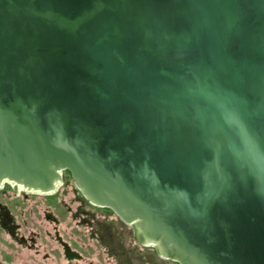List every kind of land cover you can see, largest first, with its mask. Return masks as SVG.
<instances>
[{
  "label": "water",
  "instance_id": "water-1",
  "mask_svg": "<svg viewBox=\"0 0 264 264\" xmlns=\"http://www.w3.org/2000/svg\"><path fill=\"white\" fill-rule=\"evenodd\" d=\"M84 198L177 264H264V0H0V186Z\"/></svg>",
  "mask_w": 264,
  "mask_h": 264
},
{
  "label": "rangeland",
  "instance_id": "rangeland-1",
  "mask_svg": "<svg viewBox=\"0 0 264 264\" xmlns=\"http://www.w3.org/2000/svg\"><path fill=\"white\" fill-rule=\"evenodd\" d=\"M81 195L66 171L53 196L2 187L0 264H177L139 245L129 225Z\"/></svg>",
  "mask_w": 264,
  "mask_h": 264
},
{
  "label": "flooded vegetation",
  "instance_id": "flooded-vegetation-1",
  "mask_svg": "<svg viewBox=\"0 0 264 264\" xmlns=\"http://www.w3.org/2000/svg\"><path fill=\"white\" fill-rule=\"evenodd\" d=\"M5 185H10V184H3V186L2 187H4ZM1 187V188H2ZM0 188V189H1ZM58 190H56L54 193H52V194H47V195H43V196H53V195H55L56 194V192H57ZM17 193H19V195H21L22 194V192H17ZM33 195H37V194H33ZM39 196H41V195H39ZM81 197L83 198V203H87L89 206H91L92 208H96V209H102V210H105V211H107V212H109V213H113L111 210H109V209H107V208H102V207H97V206H94V205H92V204H90L85 198H84V196H82L81 195ZM115 216V215H114ZM115 218H116V221H118L121 225H122V221L117 217V216H115ZM139 244V243H138ZM139 245H141V244H139Z\"/></svg>",
  "mask_w": 264,
  "mask_h": 264
},
{
  "label": "bare ground",
  "instance_id": "bare-ground-1",
  "mask_svg": "<svg viewBox=\"0 0 264 264\" xmlns=\"http://www.w3.org/2000/svg\"><path fill=\"white\" fill-rule=\"evenodd\" d=\"M5 184H10V186H12L16 192H27L28 194H37V195H46V194H42L40 192H36V191H33V190H27V189H24L22 188L21 186H16L15 184L11 183V182H4ZM3 183V184H4ZM3 184L0 186V188L3 186ZM61 186V183H59L58 187H57V190L59 189V187ZM148 246V245H147Z\"/></svg>",
  "mask_w": 264,
  "mask_h": 264
}]
</instances>
